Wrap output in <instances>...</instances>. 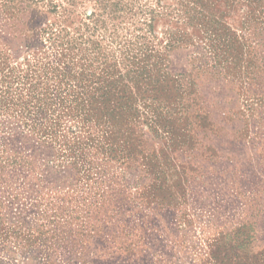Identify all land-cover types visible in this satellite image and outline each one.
<instances>
[{
	"label": "rangeland",
	"instance_id": "374dc122",
	"mask_svg": "<svg viewBox=\"0 0 264 264\" xmlns=\"http://www.w3.org/2000/svg\"><path fill=\"white\" fill-rule=\"evenodd\" d=\"M0 264H264V0H0Z\"/></svg>",
	"mask_w": 264,
	"mask_h": 264
}]
</instances>
